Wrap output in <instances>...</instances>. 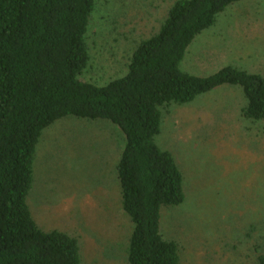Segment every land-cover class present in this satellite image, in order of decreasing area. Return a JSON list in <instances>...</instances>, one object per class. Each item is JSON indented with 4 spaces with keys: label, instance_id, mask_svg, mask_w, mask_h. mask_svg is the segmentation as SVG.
<instances>
[{
    "label": "rangeland",
    "instance_id": "rangeland-1",
    "mask_svg": "<svg viewBox=\"0 0 264 264\" xmlns=\"http://www.w3.org/2000/svg\"><path fill=\"white\" fill-rule=\"evenodd\" d=\"M177 0H96L82 80L122 78L145 39L160 30ZM183 71L208 77L226 66L264 76V0H244L195 38ZM239 87L224 86L162 110L157 145L174 157L185 202L162 214L163 235L181 264H257L264 254V120L240 115ZM125 144L107 121L65 118L37 146L29 205L45 232L79 240L81 264H128L132 225L121 209L116 166Z\"/></svg>",
    "mask_w": 264,
    "mask_h": 264
},
{
    "label": "trees",
    "instance_id": "trees-1",
    "mask_svg": "<svg viewBox=\"0 0 264 264\" xmlns=\"http://www.w3.org/2000/svg\"><path fill=\"white\" fill-rule=\"evenodd\" d=\"M242 1L177 0L138 45L126 75L98 86L81 79L96 0H0V264H81L79 240L43 231L28 203L43 132L65 118L107 121L125 137L116 174L132 225L127 263L181 264L161 227L163 212L186 200L174 157L156 143L162 110L234 86L246 99L240 115L264 120L263 75L226 66L198 77L181 66L195 38Z\"/></svg>",
    "mask_w": 264,
    "mask_h": 264
}]
</instances>
